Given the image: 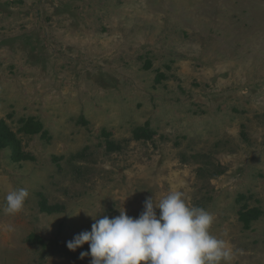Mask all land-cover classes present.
Returning <instances> with one entry per match:
<instances>
[{
	"label": "rangeland",
	"instance_id": "obj_1",
	"mask_svg": "<svg viewBox=\"0 0 264 264\" xmlns=\"http://www.w3.org/2000/svg\"><path fill=\"white\" fill-rule=\"evenodd\" d=\"M27 117L47 133H17L32 159L0 148V264H90L67 248L90 215L138 218L173 190L231 264H264V0H0V121ZM244 204L262 210L248 228Z\"/></svg>",
	"mask_w": 264,
	"mask_h": 264
},
{
	"label": "clouds",
	"instance_id": "obj_2",
	"mask_svg": "<svg viewBox=\"0 0 264 264\" xmlns=\"http://www.w3.org/2000/svg\"><path fill=\"white\" fill-rule=\"evenodd\" d=\"M28 196L26 188L10 190L4 213H20ZM90 216L95 220L91 230L67 242L72 251L88 243L89 251L80 256H90V264H231L234 258L229 242L210 231L213 215L187 204L180 190L170 191L158 203L147 198L138 218L124 208L113 218Z\"/></svg>",
	"mask_w": 264,
	"mask_h": 264
},
{
	"label": "trees",
	"instance_id": "obj_3",
	"mask_svg": "<svg viewBox=\"0 0 264 264\" xmlns=\"http://www.w3.org/2000/svg\"><path fill=\"white\" fill-rule=\"evenodd\" d=\"M19 123L20 125L18 130L14 132L4 123V121H0V148L4 145H9L12 150V157L15 160L32 159L33 156L22 151L21 141L17 136V133L22 132L24 134L32 135L41 132L42 135H45L47 132L44 130L43 124L33 117L21 118ZM153 135L154 130L151 129L148 122L144 125L137 126L132 130V139L134 140H149ZM103 136L105 137V146L108 151L120 150L121 145L111 138L110 132L103 131ZM242 197L243 195L239 198ZM45 205L48 212H55L62 209L59 205H49L46 203ZM260 214H262V210L260 208H248L247 204H244L242 209L239 211V220L243 223L245 228H248L251 219L258 217ZM29 239H32V236H30Z\"/></svg>",
	"mask_w": 264,
	"mask_h": 264
}]
</instances>
